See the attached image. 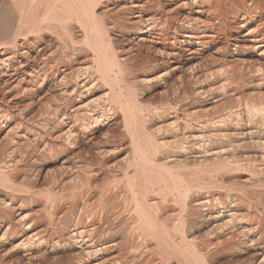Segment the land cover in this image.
Masks as SVG:
<instances>
[{
	"label": "bare ground",
	"instance_id": "6f19581e",
	"mask_svg": "<svg viewBox=\"0 0 264 264\" xmlns=\"http://www.w3.org/2000/svg\"><path fill=\"white\" fill-rule=\"evenodd\" d=\"M179 1L182 0H0V124L3 126L12 116V104L20 105L24 102V92L28 93L27 105L30 107V103L35 104L38 97L34 98L33 95L44 91L46 87L55 88L57 92L52 96H57L63 102L62 106L70 107L65 112L71 109L66 114L67 112L59 109L60 105L59 108L50 106L51 112L49 110L46 118L42 114L44 119L41 123L46 135L49 136V132L54 131L57 134L55 152L65 154L57 174H49L50 178L43 179L42 184L46 188L39 193L44 199V204L41 205L43 214L22 216L14 221L12 212L18 207L13 206V203L18 193L9 192L15 188L14 172L19 167L16 168L10 160H5L6 155L0 152V246L18 237L22 240L17 244L11 243L10 249L33 251L61 246L70 251L67 264H215V258L224 252L240 246H251L254 231L258 234L255 240H264V232L258 226L250 227L251 217L255 216L256 219V214L264 213V195L257 204L258 207L257 202L254 207L248 195L234 188V182L238 183L235 181L237 176L233 175L236 176L234 179L231 177L242 170L243 164H248L251 178L264 176V129L259 127L262 129L261 134V130L258 131L255 126L257 123H264V103L258 102L257 98L256 102H252L253 99L252 103H245L243 111L251 126L249 124L243 125L244 127L238 123L240 113L230 111L225 116L203 119V110H186L213 89L226 91L235 88L236 91L238 85H245L246 82L247 86L254 89L264 87V59L254 65L249 62L251 65L248 64V68L242 66L244 70H227L228 67L221 63L222 60L209 61L207 58L208 62L205 57L199 58V61L194 59L195 55L212 47L221 37L225 42L215 52L228 48L231 24L234 25V30H245L242 37L254 35L248 39L251 45L246 46L250 50L261 51L260 55H263L264 0H183L178 6ZM110 2L114 8L111 10L121 12L112 22L107 23V13L102 7ZM118 2L122 4H117ZM201 4L208 6L206 10H192ZM180 7L187 8L188 11L180 12ZM98 10L101 12L98 13ZM193 14L207 17L206 23ZM125 19L137 28L140 35L138 41L149 40L155 43L153 53L159 56L160 63L168 66L162 74L152 77V81L156 78L163 80V77L180 71L164 89V92L171 91L173 96L164 99V106H161L160 111L152 108L155 115L152 114L160 122L155 126L158 139L152 134V120H146H150L149 110L141 106L136 94L141 92L137 91L136 82L139 80L127 82L129 60H126L127 56L121 60L117 54L118 49L114 48L111 30L124 25ZM143 29L149 34L157 30L154 40L141 35ZM179 36L183 40L178 39ZM237 41L233 45L235 51L245 46L236 44ZM179 44L191 48L184 50ZM130 48L132 47L128 49ZM184 51H188L190 56L183 58L181 53ZM225 61L229 60L224 58L222 62ZM186 73L190 74L188 78L184 76ZM96 78L107 90L102 93V98L84 102L83 98L92 92ZM145 79L140 81L151 82V78ZM12 91L16 93L11 94ZM23 93L24 99L17 98L18 94ZM43 101L39 106L43 105ZM46 101L45 104H48ZM97 103H102L100 107L103 106L98 114L91 110ZM170 109H173L174 114L179 111L181 115L166 122L169 115L165 117V114ZM19 112L21 111L17 115ZM110 112L112 115L108 117ZM52 114L54 119L57 117V121L60 119L61 124H67L54 127L56 123L54 126V122L51 123ZM118 115L120 120L116 119ZM109 118L122 131L120 139L110 142L105 140L103 133ZM227 120H236V127L244 129L243 133L246 131L244 134L239 131L234 135L241 133L250 138V142L239 147L244 152L229 154V149H222L221 144L217 147L221 139L223 141L233 136L223 125ZM17 123L20 124V121ZM19 126L17 125L18 128L21 127ZM125 138L128 140V150L122 161L108 163L111 152L118 149L120 152V149L125 148ZM25 142L27 141L24 144ZM34 143L46 152L54 151L52 143L41 140ZM18 146L9 147L12 149L9 150L12 153L17 148L20 150L21 146ZM191 147L194 151L192 153L196 155L190 156L193 166L188 168V174V171L182 170L186 172L184 174L180 169L189 167L185 163L189 159L184 157V153L188 154ZM28 149L34 152L29 146ZM9 150L8 158L11 155ZM18 150L16 153L19 154ZM20 151L23 152L22 149ZM198 154L201 156H197ZM208 156L211 157L206 159ZM28 174L29 177H23H39L36 174L31 177L29 172ZM32 179L28 183L26 181L29 179L25 181L28 186L24 191L26 199L21 197L24 201L34 199V185L31 187V183L35 184L37 179ZM260 180L262 181L261 178ZM212 222L214 226L208 233L196 235L202 224ZM38 252L41 254L40 250L36 253ZM0 264L5 263L0 261Z\"/></svg>",
	"mask_w": 264,
	"mask_h": 264
},
{
	"label": "rangeland",
	"instance_id": "374dc122",
	"mask_svg": "<svg viewBox=\"0 0 264 264\" xmlns=\"http://www.w3.org/2000/svg\"><path fill=\"white\" fill-rule=\"evenodd\" d=\"M182 3L183 2V0L182 1H179L178 3ZM177 3V5L178 6H180L181 5V3L180 4H178ZM112 2H110V3H108V4H103L104 6H107V8L106 7H104L103 5V9H105L106 11V13H107V16H106V18H105V20L107 21V23H110V22H112L113 21V19H115L117 16H118V14L120 15V12L121 11H119V10H117V9H115V10H111V9H114L113 8V6H112ZM117 4H122V3H120V2H118ZM202 5V6H201ZM201 5H198V6H195V7H193L192 8V10L193 11H197V10H206L205 8H207L208 6L206 5V4H201ZM196 8V9H195ZM200 8V9H199ZM186 11H185V10ZM195 9V10H194ZM117 10V11H116ZM180 12H184V13H186L187 11H188V9L187 8H183V7H180ZM182 10V11H181ZM101 12V10H98V13H100ZM110 12V13H109ZM193 16H197L196 14H193ZM197 17H199L200 18V20L203 22V19H204V22L203 23H206V19H207V17H205L204 15H198ZM205 17V18H204ZM128 19L130 18V17H127ZM128 19L126 20V22L124 23V25L122 24V26H119L118 25V27H120V29L116 26V27H114L112 30H111V36H112V38H114V48L115 49H118L117 50V54H119L118 56L120 57V59L121 60H123L126 56H127V58H126V60H129V65H130V67H129V69H128V71H127V73H126V80H127V82L128 83H131L133 80V82H136V81H138L139 80V82H136L137 83V91L138 90H141V92L140 91H138V92H136V94H137V97H138V99H139V101H140V103H141V106L142 107H144L145 109H148L149 110V112H148V114H149V118H150V120L149 119H147L146 118V120L147 121H151L150 123H152L153 125V127L151 126V124H149V127L151 128L152 127V129H154V130H152V134L154 135V138L155 139H158L159 138V135H157L158 133H156L155 132V126L158 124L159 125V120H157V116H154L155 115V112L153 111L155 108V111L157 110V111H160L161 110V106H162V108H163V106H164V99H166L167 100V98H171L172 96H173V93L171 92V91H168V92H166V90H165V92H164V89H165V87L167 86V84H169L172 80H173V78L175 77V75H177V74H179L180 73V71H176V72H174L173 74H171V75H169V76H166V77H163V80H157V78L156 79H154L153 81H152V77H156L157 75L156 74H162L163 73V71L168 67H166V65H163L162 63H160V58H159V56L158 55H156V54H154L153 53V47H154V44L155 43H153V41H143V42H141V41H138V37L140 36L139 35V33H137V31H136V29H135V27L131 24V23H129L128 22ZM206 20V21H205ZM126 24V25H125ZM133 26V27H132ZM231 26H232V29L228 32V36H229V39L228 40H230L229 41V43H230V45H229V47L228 48H226L225 50H223L222 52L220 51L219 53H216L215 51H216V48L217 47H219V50H220V48H221V46H222V44L225 42V39L224 38H219L218 39V41H216V43L212 46V47H208L207 49H204V51H202L199 55L197 54V55H195L194 56V59L195 60H198L199 58H204L205 57V59L208 61V59H209V61H212V60H222L223 61V59L225 58H227V60H229V61H225V63H223L222 61H221V63L222 64H226L227 66H226V68H227V70H229L230 68H231V70L232 69H236V70H242L243 69V67L242 66H245L244 68L246 69V68H248V64H249V62H251L252 63V65H254V64H256V62L257 61H262L263 59H264V52H263V55H260L261 53V51L259 52L258 50H256V51H254V50H250V48H249V46H246V45H251V43L250 42H248V39H251V37H253V36H246V37H242V35H243V33L245 32V30H238V29H235L234 30V25L233 24H231ZM122 27V28H121ZM252 27V26H251ZM117 28V29H116ZM135 30V31H134ZM145 30V31H144ZM157 30H154L151 34H149V33H145L146 32V29H143L142 31H141V35H143V36H145V37H149V38H151V40H154L153 39V36H156V32ZM236 31V32H235ZM238 32V33H237ZM179 33H183V32H179ZM231 33V34H230ZM115 36H116V38H115ZM124 37V38H123ZM248 37V38H247ZM148 38V39H149ZM178 39H182L183 40V38L181 37V36H179L178 37ZM243 39V40H242ZM131 40V41H130ZM133 40L135 41L134 43H133ZM136 40H137V42L138 43H136ZM238 40V41H237ZM122 41V42H121ZM237 41V43L236 44H240L241 46H243L244 44H245V46H243V47H245V48H243V47H241L240 49H238L237 51H235V47L233 46L234 44H235V42ZM239 42V43H238ZM140 43V44H139ZM145 44V45H144ZM243 44V45H242ZM131 45V46H130ZM147 45V46H146ZM182 47H181V46ZM155 46H160V45H155ZM162 46V45H161ZM129 47H132V48H130V50L128 49ZM148 47V48H147ZM179 47L180 48H184V50L186 49V50H188V49H190L191 47H188V46H186V45H184V44H179ZM223 47V46H222ZM134 48V49H133ZM196 48H198V47H196ZM124 49V50H123ZM218 49V48H217ZM129 50V51H128ZM188 51H184V52H182L181 53V55H182V57L183 58H187V56L189 57L190 55H189V52L187 53ZM202 55V56H201ZM217 55V56H216ZM197 56H199V57H197ZM223 56V57H222ZM259 56V57H258ZM210 57V58H209ZM219 57H221L220 59H219ZM231 57V58H230ZM123 58V59H122ZM133 58V59H132ZM208 58V59H207ZM215 58V59H214ZM237 58V59H236ZM256 59V61H255V59ZM204 59V60H205ZM199 61V60H198ZM208 61V62H209ZM237 61V62H236ZM240 61V62H239ZM253 61V62H252ZM154 62H155V64H154ZM159 62V63H158ZM263 62H264V60H263ZM251 63L249 64V66L251 65ZM162 64V65H161ZM241 64V65H240ZM170 65H172V64H170ZM234 65V66H233ZM236 65V66H235ZM230 66V67H229ZM164 67V68H163ZM235 67V68H234ZM236 67H239V69H237ZM241 67V68H240ZM162 68V69H161ZM244 70V69H243ZM136 71V72H135ZM144 71V72H143ZM143 72V73H142ZM159 72V73H158ZM184 76H187L186 78H188L189 76H190V74H188V73H186ZM96 77V76H95ZM136 77V78H135ZM136 80H135V79ZM143 78H146L145 80H147V79H149L150 80V78H151V82H153V83H151V82H142V81H140L141 79L143 80ZM98 78H96V80H95V84L94 85H96V86H94L93 85V89H92V92L90 93V94H88V95H85L84 96V98H83V101L84 102H87V101H89L90 99H91V101H92V98H93V100L94 99H98V98H102V96H103V92L105 93V91L107 90V89H105L104 87H102L103 85H102V83H100L98 80H97ZM133 79V80H132ZM138 79V80H137ZM132 80V81H131ZM148 80V81H149ZM98 81V82H97ZM157 81V82H156ZM160 84H159V83ZM162 82V83H161ZM164 82V83H163ZM100 83V84H99ZM142 83V84H141ZM146 83V84H145ZM141 84V85H140ZM150 84V85H149ZM140 85V86H139ZM245 85L247 86V82L245 83ZM245 85H238V87H236V89L238 90V89H240V90H236L235 91V88H234V90H232V89H228V90H226V91H220V90H211V91H209V92H207V93H209V94H207V93H205L206 95L204 96V98H202L201 100H199V102L197 101V102H195L196 104H193L192 106H187L188 108L186 109V110H192V109H197V110H203L204 111V113L201 111V114H203V115H205V117L203 116V119H209L208 117H211V118H213V116H215V118L216 117H218L219 115L221 116H225L226 114H228L230 111L232 112V113H234V112H236V113H240L239 115V120H240V122L238 121V123H239V125H241V126H245V125H249V126H251V123H248V119H247V116H246V114H244V105H245V103H252V102H256V100L258 101V102H260V103H264V93H263V91H264V87H255V89H254V87H250V86H245ZM103 88V89H101V87ZM154 86V87H153ZM161 86V87H160ZM240 86V87H239ZM95 87V88H94ZM141 87H143V89L141 88ZM245 87V88H244ZM249 87V88H248ZM47 88V89H46ZM45 89H44V91H46V93L44 92V91H39L38 93H36L35 95H33V97L34 96H38V97H36V100H35V104H34V102L33 103H30V107H28V105H27V98L29 97L27 94L28 93H26V92H24L23 94H18L17 95V98H19V99H21V98H25V96H26V98L23 100L24 102H22V103H20V105L19 104H17V105H15V104H10L12 107L14 106V107H16V109L13 107L11 110H13V112H12V116L10 117V121L8 120L7 121V123H5L4 122V124H3V126H2V124H0V126H2V127H0V147H1V149L0 150H2V148H3V150L2 151H0V152H2V155H6V156H4L5 157V160H10L12 163L11 164H13L14 163V166L16 167V168H18L14 173H16L15 174V180L16 181H14V184H16V185H14V187L16 188H13L12 189V191H10L9 193H18V195H16L17 196V201L15 200L14 201V203H13V206H17L18 208H16V210L14 209V212H12L13 213V215H12V218H14V221H16V220H18V218H20V217H22V216H33V215H41V214H43L44 213V210H43V202L42 201H44V199H42L43 197H41L40 196V194L39 193H41V192H43L44 190H45V188L46 187H44V183L42 184V182H43V179H48V178H50L51 176V174H52V176H54V175H56L57 174V172L60 170V168H61V166H59V165H61V163H62V159H63V157L65 156V154H60L59 152H55V144H56V136L55 135H57L56 134V132L54 131V132H49L50 134H49V136H47L46 135V133H45V130H43V129H45L44 127H43V123H41L42 121H43V119H44V117L42 116V114L45 116V115H47V113H49V110H50V112H51V109H50V106H51V108L54 106H58V105H60V108H59V106H58V108L62 111V112H64V113H66V114H68V112L71 110V109H68V110H66V112H65V109H67V108H70L69 106L68 107H65L64 105L62 106L61 104H63V102L61 103V101H59L58 100V97L57 96H52L53 95V93L54 92H57V90H55V88H53L52 86L51 87H46ZM149 88V89H148ZM167 88V87H166ZM253 88V89H252ZM258 88V89H257ZM260 88V89H259ZM53 90V91H52ZM231 90V91H230ZM252 90H253V92H252ZM233 91V92H232ZM44 92V93H43ZM48 92V93H47ZM211 92V93H210ZM260 92V93H259ZM16 93V91H12L11 92V94H15ZM93 93V94H92ZM49 94H51V95H49ZM143 94V95H142ZM256 94V95H255ZM257 94H259V96H260V99H259V96H257ZM21 95V96H20ZM23 95H25V96H23ZM42 95V96H41ZM46 95H47V97H46ZM91 95V96H90ZM163 95V96H162ZM28 96V97H27ZM42 97V99H41V97ZM160 96V97H159ZM237 96V97H236ZM45 97H46V99L48 98V100L46 101V99H45ZM56 97V98H55ZM96 97V98H95ZM35 98V97H34ZM43 101V105H40L39 106V104H41L42 103V101L40 100V99ZM55 98V99H54ZM255 98H257V99H255ZM57 99V100H56ZM254 99V100H253ZM39 100V101H38ZM86 100V101H85ZM251 100H253L252 102H251ZM36 101L37 102H39V103H36ZM41 101V102H40ZM45 101L46 102H48V104L46 103L45 104ZM26 102V103H25ZM58 102H60V103H58ZM215 102V103H214ZM219 102H220V104H219ZM29 103V102H28ZM244 103V104H243ZM27 105V109H25L26 108V105ZM34 104V105H33ZM53 104V105H52ZM55 104V105H54ZM198 104V105H197ZM219 104V105H218ZM23 105V106H22ZM95 105H98V106H96L95 107ZM93 107H92V109L91 110H93V111H96V114H98L100 111H102L103 110V106L102 107H100V105H102V103H100V105H99V103H97V104H95ZM183 105V104H182ZM199 105H200V107H199ZM10 106V107H11ZM25 106V107H24ZM47 106V107H46ZM62 106V107H61ZM21 107V108H20ZM22 107H24V108H22ZM185 107L186 106H184V109H185ZM197 107V108H196ZM207 107V108H206ZM48 108V109H47ZM100 108V109H99ZM152 108H154V109H152ZM191 108V109H190ZM200 108V109H199ZM241 108V109H240ZM22 109V110H21ZM54 109V108H53ZM152 109V110H151ZM16 110H20L21 112H19L18 113V115H17V112L18 111H16ZM64 110V111H63ZM100 110V111H99ZM168 113H166L165 114V117L166 116H168V117H166L167 119L165 120L166 122L168 121V122H170L171 121V119H173L174 118V116L176 117V116H179V115H181L180 114V112L178 111V112H176L175 114H174V111H173V109H170V112L169 111H167ZM230 112V113H231ZM154 115H153V114ZM173 114V116H171V114ZM13 114H14V116H13ZM177 114V115H176ZM225 114V115H224ZM17 115V117H15ZM112 114H111V112L110 113H108V117H110ZM53 116V117H52ZM52 119H53V121L51 122V123H53V126H54V124L56 123V126H54V127H57V126H65L67 123H62L61 124V121H60V119L57 121V117H55V119H54V115L52 114ZM150 116H153V117H150ZM14 117V118H13ZM21 119H20V118ZM45 118H46V116H45ZM154 118V119H153ZM14 119V120H13ZM42 119V120H41ZM116 119L117 120H120V115H118V118H117V116H116ZM156 119V120H155ZM54 120H56V121H54ZM108 121H106V125H104V128H103V131H105V132H103V133H105V135H104V137H105V140L106 141H108V142H110V141H112L113 139H118L119 137L121 138L122 136H121V134H122V131H120V128H119V125H114L113 124V120H111V118H109V119H107ZM20 121V124L19 123H17V122H19ZM157 121V122H156ZM236 121V120H235ZM235 121H233V122H231V121H225L224 123H223V125H225V128H227L226 130H229L230 131V133H233V136H231V137H228V138H225V139H223V141H222V139L220 140V142H219V145L217 146V147H219L220 146V144L222 145V149L225 147L226 148V150H228L229 149V154H238V153H241V152H244V151H241L240 149H239V147L240 146H242V145H244L245 143H248V142H250V138L248 137V136H245V135H241V133L239 134V135H234V134H237V133H239V131L240 132H242L243 133V131H244V129L243 130H241V128H238V127H236V123H234ZM60 122V123H59ZM156 122V123H155ZM227 122V123H226ZM245 122H247V123H245ZM17 123V124H16ZM36 123H37V125H36ZM58 123V124H57ZM110 123V124H109ZM242 123V124H241ZM14 124H16L15 126H14ZM109 124V125H108ZM262 124V125H261ZM17 125H20L19 127L20 128H18L17 127ZM22 125H23V127H22ZM39 125H41V126H39ZM157 125V126H158ZM228 125V126H227ZM253 125H255V124H253ZM258 125V126H257ZM257 125H255L256 127H257V129H258V131L259 130H261V134H262V129H264V123H257ZM156 126V127H157ZM231 126V127H230ZM235 126V127H234ZM243 126V127H244ZM12 127H14V128H12ZM32 129H31V128ZM262 128V129H260V128ZM22 128V129H21ZM233 128H235V129H237V130H235V129H233V131H232V129ZM2 129V130H1ZM20 129V130H19ZM32 130V132H28V131H30V130ZM41 129V130H40ZM8 130H10V131H8ZM26 130H28V131H26ZM17 131H18V134H17ZM24 131H26L25 133V135H24ZM37 131H38V133H37ZM40 131V132H39ZM44 131V132H43ZM21 132V133H20ZM29 134H28V133ZM42 132V133H41ZM113 132V133H112ZM155 132V133H154ZM246 132V131H245ZM244 132V133H245ZM120 133V136H118V134ZM243 133V134H244ZM8 135V136H5V135ZM11 134V135H10ZM36 134H37V136H36ZM43 134H45V135H43ZM52 134V135H51ZM10 135V136H9ZM20 139H16V136ZM26 135H27V137H26ZM40 135V136H39ZM42 135V136H41ZM114 135H115V137H114ZM156 135V136H155ZM25 136V137H24ZM34 136H36V137H34ZM46 137L45 139L44 138H42V137ZM51 136H52V138H51ZM116 136H118V137H116ZM6 137H9V138H6ZM22 137V138H21ZM38 137H40V138H38ZM49 137V138H48ZM25 140H24V139ZM31 140H30V139ZM32 138H34V139H32ZM119 138V139H120ZM246 138H249V139H246ZM9 141H8V140ZM12 139H13V141L14 140H17V142L16 141H12ZM27 139V140H26ZM36 139V140H35ZM38 139V140H37ZM50 139H52L51 140V142L49 141ZM228 139V140H227ZM252 139H254L253 137H252ZM27 141V142H25L26 144L28 143V145H26V144H24V141ZM29 140V141H28ZM39 140H41L42 142L43 141H46V142H49V144H51L52 143V145H53V147H54V151L53 152H46L45 150H42V147L41 146H37L36 145V143H34V142H38ZM11 141H12V143H11ZM19 141V142H18ZM22 141V142H21ZM30 141H32V143L30 144ZM232 141V142H231ZM235 141V142H234ZM6 142V143H5ZM55 142V143H54ZM4 143V144H3ZM10 143H11V146H10ZM15 143H17V144H15ZM19 143V144H18ZM5 144H6V146H5ZM19 145L18 147H20V150L22 149V151L23 152H21L20 150H18L19 148H17V149H15V151H13V153H12V151H10V150H12L11 148H9V147H12L13 148V146H15V145ZM126 146H125V145ZM26 145V147H27V149H25L24 148V146ZM236 145V146H235ZM3 146V147H2ZM28 146H29V148H32V149H34V152H33V150H30V149H28ZM36 146V148H34ZM123 146L125 147V148H123V149H120V152H118L119 151V149L118 150H115L114 152H111V155L112 156H110L109 158H107V159H109V160H107V162L108 163H110V164H115V163H119V162H121L122 161V158L124 157V155H125V152H127V150H128V140L125 138V140H124V142H123ZM8 147V148H7ZM40 147V148H39ZM196 148H197V146H195ZM194 147V148H195ZM227 147H229V148H227ZM6 150H5V149ZM224 148V149H225ZM10 151V156H9V158H8V155H7V151L8 150ZM41 149V150H40ZM126 149V150H125ZM4 150L6 151V153L4 152ZM16 150H18V152H19V154L18 153H16L17 151ZM36 150V151H35ZM37 150H39V151H37ZM189 150H191V151H188L187 153L188 154H185L184 153V157H186V158H188L189 160L187 161V162H185L186 164H188L189 165V167L187 166L186 168H182V169H180L181 170V172L182 173H184V174H186V172H187V174L189 173V169L188 168H191V165H192V163H191V157H192V155H193V157H194V155H196V154H193L192 152H194V151H192L193 150V147H191V149H189ZM28 151V152H27ZM25 152V153H24ZM38 152V153H37ZM255 152H259V151H255ZM3 153H5V154H3ZM9 153V152H8ZM15 153V154H14ZM23 153V154H22ZM35 153V154H34ZM41 153V154H40ZM43 153L45 154V155H43ZM49 153V154H48ZM56 153V154H55ZM114 155H113V154ZM228 153V152H227ZM22 154V155H21ZM32 154V155H31ZM38 154V155H37ZM52 154V155H51ZM53 154H55V155H53ZM0 155H1V153H0ZM16 155V156H15ZM24 155H26V157L24 156ZM186 155V156H185ZM22 158H20V157ZM35 156L37 157V158H35ZM40 156H42V158H40ZM44 156H49V157H44ZM52 156H53V158H55V159H53L52 158ZM188 156V157H187ZM191 156V157H190ZM197 156H201V154L199 155H197ZM16 159H15V158ZM25 159H24V158ZM57 157V158H56ZM60 157V158H59ZM204 157V156H203ZM209 157H211V156H208L206 159H209ZM20 158V159H19ZM35 158V159H34ZM59 158V159H58ZM12 159H13V161H12ZM19 159V160H18ZM37 161L38 159H39V161H37L36 163H35V161ZM54 161H53V160ZM183 160L182 158H179V160ZM17 161L18 160V162H15V161ZM21 160V161H20ZM29 160V161H28ZM24 161V162H23ZM109 161H111V162H109ZM186 161V160H185ZM26 162V163H25ZM33 162H34V164H33ZM41 164H40V163ZM44 162V163H43ZM115 162V163H114ZM27 165H25V164ZM39 163V164H38ZM184 163V164H185ZM19 164V165H18ZM24 164V165H23ZM33 164V165H32ZM183 164V163H182ZM185 164V165H186ZM23 165V166H22ZM37 165V166H36ZM247 166H245L244 164H243V166L244 167H242V170L240 169L239 171H237V172H235L234 174H232V176L231 177H233V179L237 176V178L239 179H237V178H235V181L237 182L238 181V183H235L234 182V188H237V189H239L240 191H242V192H244L245 194H246V196L247 197H249V199H250V201H251V199H252V204L254 203V207H255V203H256V206L258 207V203H259V201L260 200H262L263 198V195H264V176H256V177H250L249 175V172H248V168H249V166H248V164H246ZM33 166H35V167H33ZM193 166V165H192ZM29 167V168H28ZM39 167V168H38ZM248 167V168H247ZM22 168V169H21ZM42 168V169H41ZM245 168V169H244ZM23 170V172L21 171V170ZM25 169V170H24ZM28 171H27V170ZM187 169V170H186ZM20 170V171H19ZM32 170V171H31ZM37 170H38V173H37ZM40 170V171H39ZM182 170H184V171H186V172H184V171H182ZM57 171V172H56ZM22 172V174L23 175H25L26 177H29L28 175V172L31 174L30 176L32 177L34 174H36V175H39V177L38 176H34L33 178L34 179H32V178H27V179H29V180H27L25 177H23V175L22 174H19V173H21ZM33 172V173H32ZM36 172V173H35ZM55 172H56V174H55ZM237 173H238V175H237ZM241 173V174H240ZM50 174V175H49ZM19 175V176H18ZM43 175H46V177L45 176H43ZM233 175H236L235 177L233 176ZM43 176V177H42ZM50 176V177H49ZM249 177V178H248ZM245 178H246V180H245ZM251 178V179H250ZM260 178L262 179V181L260 180ZM30 179H32L33 181L35 180V179H37V182L35 183V184H33V183H31V187H32V185H34L33 186V188L34 189H32L33 190V192L35 193V195H34V199L32 200V201H24L23 199H26L25 197H26V194H25V188L28 186V184H26V182L28 183L29 181H30ZM40 179V180H39ZM27 180V181H26ZM31 180V181H32ZM39 180V181H38ZM259 180V181H258ZM26 181V182H25ZM32 181V182H33ZM248 181V182H247ZM17 182V183H16ZM41 182V183H40ZM254 182V183H253ZM261 182V183H260ZM24 183V184H23ZM30 184V183H29ZM39 185V187H38V185ZM236 184V185H235ZM26 185V186H25ZM36 185V186H35ZM19 186V187H18ZM30 186V185H29ZM42 186H43V188L44 189H42ZM37 189H36V188ZM41 187V188H40ZM21 191V193H19ZM23 191V192H22ZM23 193V194H22ZM25 194V195H24ZM20 195V196H19ZM251 195V196H250ZM23 199H22V198ZM22 199V203H21V205L20 206H18L19 204H20V202H21V200L20 199ZM41 200H40V199ZM39 199V200H38ZM19 200V201H18ZM37 200V201H36ZM38 201H41L42 203H39ZM254 201V202H253ZM29 202H31V203H29ZM33 202V203H32ZM38 202V203H37ZM42 205V206H41ZM22 206V207H21ZM20 209V210H19ZM40 210H41V212H40ZM36 211V212H35ZM39 213H38V212ZM36 213V214H35ZM253 213L254 212H252V215H253ZM260 214V215H259ZM259 214H256V219H255V216L253 217H251V226L250 227H256V226H258V228L260 229V231H262V232H264V213H259ZM21 215V216H20ZM17 218V219H16ZM16 219V220H15ZM255 219V220H254ZM210 223H211V221H210ZM210 223H205V224H202L200 227H199V229L196 231V235H199V233L201 234V236H203V235H205L206 233H208L209 231H210V228L212 227V226H214L213 225V222H212V224H210ZM215 224V223H214ZM209 228V229H208ZM254 230V229H253ZM253 235L255 236V237H253V244H251V246H249V247H246V246H240V247H238V248H235V249H233V250H229V251H226V252H224L222 255H219V256H217L216 258H215V261H216V263L215 264H264V240H255L257 237H258V234H257V231H254V233H253ZM200 236V235H199ZM21 237H18V238H16L14 241H11L10 243H6V244H4L3 246H6V247H3V246H0V261H2V263H5V264H67L68 263V261L70 260V251H68V250H66V249H64V248H62L61 246H56L55 248H52L51 246H49V247H47L46 248V250L45 249H39L40 251H41V254H40V252H38V253H36L37 251H39V250H35V249H33V251L31 250V251H27V250H25V249H10V245H12V244H17L20 240H22V239H20ZM255 240V241H254ZM12 243V244H11ZM9 244V245H8ZM255 245V246H254ZM33 247H36V246H33ZM62 248V249H60V248ZM7 250H6V249ZM252 248V249H251ZM3 249V250H2ZM5 250V251H4ZM25 252H24V251ZM2 251H3V253H2ZM10 251V252H9ZM44 251V252H43ZM68 251V252H67ZM260 251V252H259ZM251 252V253H250ZM34 253V254H33ZM7 254V255H6ZM13 254V255H12ZM29 256H28V255ZM68 255V256H67ZM9 256V258H7ZM13 256V257H12ZM2 257V258H1ZM11 258V260H9ZM260 258H261V260H260ZM16 259H17V261H16ZM49 260V261H48ZM4 261V262H3ZM9 261V262H8ZM235 261H237V262H235ZM11 262V263H10ZM23 262V263H22Z\"/></svg>",
	"mask_w": 264,
	"mask_h": 264
}]
</instances>
